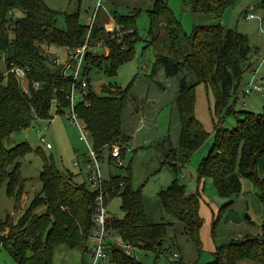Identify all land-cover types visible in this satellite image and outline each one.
<instances>
[{
	"label": "trees",
	"instance_id": "trees-1",
	"mask_svg": "<svg viewBox=\"0 0 264 264\" xmlns=\"http://www.w3.org/2000/svg\"><path fill=\"white\" fill-rule=\"evenodd\" d=\"M188 1L194 12L214 14L216 22L197 24L189 34L182 35L180 22L166 0H154L149 11L150 35L154 39L155 31L164 28L170 53H156V62L163 64L167 76L182 74L176 96L181 119L179 145L171 147L162 164H170L177 172L210 135L195 113L196 87L205 83L214 91L216 110H220V115L224 109L226 114L235 115L237 124L231 129L223 127V115L215 123V140L200 164L199 177L212 178L223 197L240 192L242 177L252 180L264 191V177L259 175V163H264V111L235 110L229 105L230 98L239 92L244 71L252 66L248 61L251 53L248 35L225 28L221 21L225 8L235 0ZM100 6L95 8L89 24L79 20L78 11L67 13L64 29L58 26L59 12L45 0H0V56L7 66L5 73L0 72V186L6 181L8 194L17 199L20 207H23L24 179L19 159L31 151L32 146L21 142L7 148L4 139L30 127L35 120H51L54 99L58 101L56 113L69 109L73 79L65 74V67L75 49L85 42L89 47L83 77L88 81V88L75 103V112L85 125L93 147L101 154L104 148L111 150L114 144L120 145V159L109 153L108 160L109 164L124 165L129 138L122 131L121 115L127 103L128 88L109 83L102 86L105 94L98 95L92 89L89 69L97 63L109 76H114L120 64L134 57L135 42L139 39L135 26L138 12L121 15L114 12L116 26L110 31L97 21ZM98 40L107 46L106 52L91 51ZM51 46L63 48L64 55H57ZM14 68L25 72L26 88ZM188 75L195 80L189 82ZM36 151L43 159L42 189L24 208L18 221L10 216L0 219V231L4 232L0 238L16 264H54V252L59 244L87 253L95 225L93 215L99 191L90 188L82 171H62L53 155H47L40 147ZM81 175L84 179L79 180ZM103 193L106 205L120 197L123 212L121 218L107 216V230L159 256L169 230L177 223L149 221L142 188H134L132 184L131 163L124 173H110L104 179ZM158 197L165 210L182 222L183 231L200 249L199 195L188 194L185 184L176 177L158 192ZM262 230L259 235L218 246L213 260L205 264H239L245 259L264 264V224ZM171 243L174 244L172 239ZM107 254L117 264H141L114 243L107 245Z\"/></svg>",
	"mask_w": 264,
	"mask_h": 264
},
{
	"label": "rangeland",
	"instance_id": "rangeland-1",
	"mask_svg": "<svg viewBox=\"0 0 264 264\" xmlns=\"http://www.w3.org/2000/svg\"><path fill=\"white\" fill-rule=\"evenodd\" d=\"M172 12L180 22L182 35L189 34L197 24H213L217 18L212 13H196L191 9L188 0H166ZM263 0H235L225 8L222 24L225 28L236 29L249 37L251 67L246 69L241 78L239 92L232 96L229 105L235 110L246 109L254 112L264 111V8ZM47 5L59 12L58 26L67 27L66 14L79 12V20L89 24L92 20L98 0H45ZM154 0H102L97 21L105 24L110 31L115 29L112 14H130L138 12L136 30L138 40L135 42V55L132 59L120 64L117 74L109 76L103 66L94 64L89 69L92 89L98 95L105 94L102 86L117 83L122 88H128L127 103L121 115V128L128 136L123 167L109 164L110 149H103L101 162L104 179L110 173H124L125 167L131 163L132 184L134 188H142V196L149 221H175V228L169 230V237L163 245V252L157 256L155 252L136 249L141 264H205L214 258L216 248L225 243L256 236L263 231L264 224V191L252 180L242 177L241 190L230 197L219 194L218 188L210 177L200 178L199 167L208 154L216 136L215 123L223 115L222 126L228 129L236 124L233 114L216 110L215 95L212 87L200 83L196 87L195 113L210 132L208 138L190 156L188 162L177 172L163 160L171 151L178 147L181 131V119L176 105V96L182 74L167 76L162 63L156 62V53L169 55L168 39L164 28L155 31V38L150 35V15ZM253 7V17L248 18L247 12ZM250 11V10H249ZM148 41H151L150 43ZM60 56L64 49L51 50ZM91 51L104 53V48L92 46ZM106 52V51H105ZM106 61V60H103ZM105 63V62H104ZM6 61L0 56V72H6ZM88 78V75L86 74ZM189 82L195 80L188 75ZM259 82L262 91H253L248 95L241 93L244 85L249 82ZM27 87V82H22ZM78 92H76L77 94ZM238 97V98H236ZM81 98L77 94L75 101ZM54 117L51 120H35L30 127L12 133L4 139L7 148H12L21 142H28L32 150L19 159L21 175L24 179L23 207L17 199L7 191L6 181L0 186V219L8 216L15 222L22 216L24 208L29 205L36 193L42 189L40 170L43 165L42 156L36 151L40 147L47 155H53L57 166L62 171L73 173L85 169L84 155L89 146L80 138L79 126L70 120V111L63 113L51 110ZM80 123L83 122L80 120ZM86 130V134H87ZM52 144L51 148L46 142ZM90 144L92 140L90 138ZM77 158L80 160L76 164ZM264 160V158L262 159ZM259 175L264 177V163H259ZM178 179L185 184L186 192L197 193L200 197L199 214L202 220L200 230L201 248L197 249L191 238L183 231L182 222L176 220L164 208L158 192L166 188L171 181ZM79 180L84 179L81 175ZM120 197H115L107 204V215L123 217L120 207ZM3 235L4 232L0 231ZM171 239L174 244L171 243ZM94 239L89 240L92 247ZM86 252L79 248H71L67 244H59L54 252V264H90ZM0 264H16L10 249L0 238ZM239 264H262L245 259Z\"/></svg>",
	"mask_w": 264,
	"mask_h": 264
},
{
	"label": "built area",
	"instance_id": "built-area-1",
	"mask_svg": "<svg viewBox=\"0 0 264 264\" xmlns=\"http://www.w3.org/2000/svg\"><path fill=\"white\" fill-rule=\"evenodd\" d=\"M102 0H98L97 6L101 5ZM253 7H250V11L247 12V17H253ZM92 21V20H91ZM91 23V22H90ZM112 37H114V33L112 32ZM88 38V37H87ZM100 46L104 48V51L108 50L107 46L104 45L102 40H98L92 46ZM91 46V48H92ZM89 47L88 43L85 42L82 46L75 49V53L71 61L66 64L65 67V74L72 76L73 79V86L71 93L69 95L70 98V120L75 122L81 131L80 138L87 142L89 149L88 152L84 155V164L85 169L80 168V171L84 173L85 179L92 190H98L99 193L97 195V207L95 213L93 215L95 220V225L93 227V236L94 243L92 247H89L88 255L90 257L91 263L90 264H117L110 260L109 255L107 254V245L109 243H114L121 247L126 255L139 260V256L136 252V249H139L125 241H123L120 236L116 232H110L106 228V218H107V205L105 204L104 200V178L102 175V166L101 162L103 160V154L97 151L92 144H90L89 135L86 134V128L84 124L80 123V119L75 112V99L77 94L79 96H83L87 92L88 88V81L85 77H83V70H84V63H85V55L86 50ZM18 78V80L22 83L26 81L25 72L23 69L14 68L12 69ZM262 87L259 82H249L248 84L244 85L241 90V93L248 95L250 92L253 91H261ZM76 92H78L76 94ZM57 99L53 101V108L56 109L57 107ZM41 141L46 142L45 137H41ZM46 146L48 148L52 147L50 142H46ZM121 147L119 144H114L110 150V155L120 159L121 155ZM109 156V154H108ZM80 160L77 158L76 164H79ZM119 164L122 162L119 160Z\"/></svg>",
	"mask_w": 264,
	"mask_h": 264
},
{
	"label": "crops",
	"instance_id": "crops-1",
	"mask_svg": "<svg viewBox=\"0 0 264 264\" xmlns=\"http://www.w3.org/2000/svg\"><path fill=\"white\" fill-rule=\"evenodd\" d=\"M262 91V90H261ZM83 175H84V173H83ZM171 221H173V220H171ZM152 222V221H151ZM175 223V222H174ZM177 225V224H176Z\"/></svg>",
	"mask_w": 264,
	"mask_h": 264
}]
</instances>
